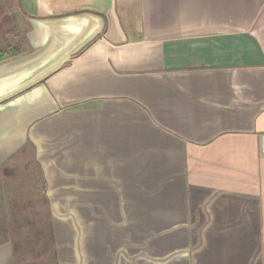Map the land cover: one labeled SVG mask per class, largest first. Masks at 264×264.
Returning a JSON list of instances; mask_svg holds the SVG:
<instances>
[{
    "label": "crops",
    "instance_id": "1",
    "mask_svg": "<svg viewBox=\"0 0 264 264\" xmlns=\"http://www.w3.org/2000/svg\"><path fill=\"white\" fill-rule=\"evenodd\" d=\"M62 210L264 264V0H0V264H64Z\"/></svg>",
    "mask_w": 264,
    "mask_h": 264
},
{
    "label": "rangeland",
    "instance_id": "2",
    "mask_svg": "<svg viewBox=\"0 0 264 264\" xmlns=\"http://www.w3.org/2000/svg\"><path fill=\"white\" fill-rule=\"evenodd\" d=\"M45 201V200H44ZM46 204L43 205V212L42 216L44 219L45 226L46 220L48 219V214L50 211L45 210ZM60 216L59 218L64 221V232L61 240L62 242L60 245L64 250V264H89V254L92 250H102L107 246H113L114 250L120 251L123 255V261L129 262L128 264H132L130 262L138 260L139 264H147L145 261L148 260V264H166V258H164L162 243L157 242L155 243V247L153 253H146V251H151V248L147 247L146 243L139 242L138 245L135 243H131L128 236L125 234L124 230V241L122 242H114L113 240H109L107 243L109 236L111 235H102V238L99 237L98 233H94V225L91 224V236H89L88 231V222L91 221V216L88 218L86 217L85 213L82 214V211H72V210H62L59 211ZM93 213V211H91ZM111 211H106L104 219L109 220ZM62 214V215H61ZM87 214V213H86ZM94 214H97L95 212ZM50 216V215H49ZM93 222V221H91ZM86 224V225H84ZM85 236L86 241H83V237ZM88 236L90 238H88ZM112 236V235H111ZM46 237V235H45ZM105 237L107 240H104ZM111 238V237H110ZM108 248V247H107ZM98 261L99 258H96ZM171 262L174 261V258L171 257L169 259ZM93 264V261L90 262ZM125 264V263H124Z\"/></svg>",
    "mask_w": 264,
    "mask_h": 264
},
{
    "label": "trees",
    "instance_id": "3",
    "mask_svg": "<svg viewBox=\"0 0 264 264\" xmlns=\"http://www.w3.org/2000/svg\"><path fill=\"white\" fill-rule=\"evenodd\" d=\"M13 56H15V55H11V57H13ZM45 199V202H47L48 200H46V198H44Z\"/></svg>",
    "mask_w": 264,
    "mask_h": 264
}]
</instances>
